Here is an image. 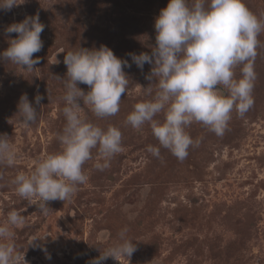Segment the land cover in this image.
<instances>
[{"label": "rangeland", "instance_id": "374dc122", "mask_svg": "<svg viewBox=\"0 0 264 264\" xmlns=\"http://www.w3.org/2000/svg\"><path fill=\"white\" fill-rule=\"evenodd\" d=\"M20 2L11 11L0 10V53L17 37L5 34L12 23L38 14L45 28L43 48L33 55L41 61L34 72L0 60V134L8 136L17 155L14 166L0 165V224L12 210L25 217L23 226L12 229V239L27 264H88L115 244L125 227L137 251L130 262L108 258L103 264H264V30L258 36L253 107L243 117L233 110L223 136L194 122L186 131L199 146L179 161L163 148L160 158L146 151L159 146L148 124L139 130L125 124L136 103L152 99L144 89L156 83L146 79L152 66L146 63L141 71L128 54L151 55L155 20L169 0ZM243 3L264 19V0ZM101 45L132 65L124 69L128 92L115 116L97 118L87 106L81 116L104 129L119 128L123 151L99 171L94 149L83 166L87 182L70 201L47 202L49 211L42 215L36 199H23L11 181L62 150L57 134L66 123L65 89L56 77L66 79L68 51ZM241 68L234 70L237 79ZM23 94L39 113L31 127L19 123ZM37 94L44 97L40 105ZM155 119L162 121L163 113Z\"/></svg>", "mask_w": 264, "mask_h": 264}, {"label": "clouds", "instance_id": "9594fccd", "mask_svg": "<svg viewBox=\"0 0 264 264\" xmlns=\"http://www.w3.org/2000/svg\"><path fill=\"white\" fill-rule=\"evenodd\" d=\"M19 4L20 0H0V10L11 11ZM44 28L38 14L7 26L5 34L15 33L17 37L9 40L10 46L0 53V60L24 72H34L41 63L33 55L43 48ZM154 28L156 46L151 55H128L141 71L146 63L152 66L146 79L156 81L152 84L156 86L155 94L152 85L144 89L152 99L136 103L125 124L137 130L145 124L150 126L159 144L147 146L146 151L152 156L160 158L163 148L183 161L190 147L200 143L186 131L190 125L200 123L215 135L223 136L233 110L243 117L253 107L255 60L264 19L252 13L243 0H169ZM63 62L66 79L56 77L65 89L62 112L66 123L62 133L57 134L62 150L38 161L30 174L21 172L11 181L23 199H36L42 215L49 211L47 202L70 201L78 186L87 182L83 166L93 159L94 149V167L99 171L107 169L111 159L123 151L119 128H101L81 113L87 106L97 118L115 116L120 111L122 94L128 92L129 79L124 69L132 65L116 57L105 45L68 51ZM241 65L237 79L234 70ZM78 84L87 85L90 90L85 93ZM43 99L37 94L35 104L40 105ZM17 107L23 127L37 122L39 113L27 94L21 95ZM161 113L163 120L155 119ZM16 160L10 139L0 134V165L11 167ZM24 224L25 217L16 210L10 211L6 222L0 224V264H27L12 239V229ZM127 233V227L121 229L117 242L88 264H103L108 258L130 262L137 247Z\"/></svg>", "mask_w": 264, "mask_h": 264}]
</instances>
